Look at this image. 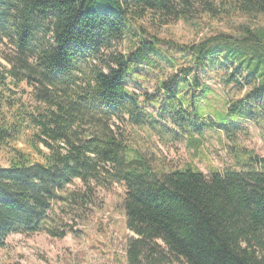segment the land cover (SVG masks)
I'll list each match as a JSON object with an SVG mask.
<instances>
[{
	"label": "trees",
	"instance_id": "obj_1",
	"mask_svg": "<svg viewBox=\"0 0 264 264\" xmlns=\"http://www.w3.org/2000/svg\"><path fill=\"white\" fill-rule=\"evenodd\" d=\"M202 14L264 19V0H0V43L9 46L0 65V148L12 153L0 166V248L14 233L63 238L47 228L56 208L75 210L108 181L126 189V264H264V157L239 148L233 169L159 173L114 129L125 117L136 126L165 117L174 136L193 142L217 126L231 159L240 122L264 119V26L183 44L145 25ZM103 50H113L107 60ZM142 72L155 78L151 94L129 88ZM223 72L225 88L251 90L219 108L208 80ZM22 84L28 112L11 97ZM77 180L83 186L71 192Z\"/></svg>",
	"mask_w": 264,
	"mask_h": 264
},
{
	"label": "rangeland",
	"instance_id": "obj_2",
	"mask_svg": "<svg viewBox=\"0 0 264 264\" xmlns=\"http://www.w3.org/2000/svg\"><path fill=\"white\" fill-rule=\"evenodd\" d=\"M145 25L158 38L171 40L183 44H192L218 32H231V35L240 37L247 26L256 28L264 26L263 18L234 17L231 19H210L207 14L200 18L168 23H149ZM0 43V65L7 66L3 60V53L9 52V46ZM125 51L124 44L118 46ZM11 48V47H10ZM113 50H103L102 57L107 60ZM94 64L103 67L102 62L94 59ZM85 74L81 75L82 83L90 77L93 64L84 66ZM223 73L213 74L208 83L214 89L215 100L219 108H223L231 98L241 100L243 93L231 86V90L224 87ZM155 78L139 73L136 81L131 82L129 88L137 94H151L154 92ZM30 90L22 84L21 89L11 95L14 99L22 100L24 109L31 110L32 100L23 93ZM154 125L136 126L128 122L114 120L116 131L122 132L129 148L147 158L159 173L180 170L192 166L206 175L212 169L224 171L226 168H235L233 155L239 148H248L264 157V119L240 122L237 130L231 135V159L228 156V141L224 132L217 126H210L203 134H196L194 141L189 142L187 135L176 137L170 131L172 126L165 117L157 118ZM120 129V130H119ZM31 134L28 130L18 141L19 148H27V139ZM8 148H0V166L7 167L11 157ZM134 154L130 155L133 157ZM241 169V168H237ZM81 181L77 180L69 190L77 191L82 188ZM85 191V189H82ZM126 189L122 184L104 182L96 185L90 194L89 202L80 207L66 209L56 208L52 214L53 222L47 228L54 232H63V238L53 237L48 231L33 234L14 233L0 248V264H126L125 247L133 234L126 227V216L123 200Z\"/></svg>",
	"mask_w": 264,
	"mask_h": 264
}]
</instances>
